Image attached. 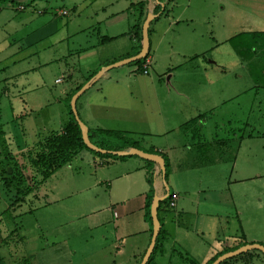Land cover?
<instances>
[{"label":"rangeland","instance_id":"374dc122","mask_svg":"<svg viewBox=\"0 0 264 264\" xmlns=\"http://www.w3.org/2000/svg\"><path fill=\"white\" fill-rule=\"evenodd\" d=\"M109 2L112 0H8L2 5L0 255L4 264H132L128 255L115 258L111 248L113 242L121 247L119 233H115L120 222L139 224L140 221L137 214L127 218L119 213L114 217L113 212H119L116 202L110 209L107 180L113 184L115 198H120L119 191L126 185H116L112 176L126 168L123 162L115 167L109 164L98 168L77 154L37 183L39 177L29 166L26 152L51 130H60L70 117L62 93L64 88H67L65 93L72 90L69 87L83 81L89 69L100 66V71L117 62L108 63L113 45L120 42L98 46L94 51L95 61L88 60V54L83 55L94 47L95 39L100 42V34L104 33L93 11L101 14L100 7ZM19 5L24 8L18 9ZM169 8V18L163 16L158 22L157 36L150 35L152 44L156 37L162 38L157 49L149 53L153 59L147 67L148 74L136 70L138 65L132 62L111 68L78 97L76 110L81 118H86L84 103L96 99L95 102L109 110L104 117L109 124L130 129L141 145L161 144L164 140L176 144L171 153L175 162L172 161L167 185L172 188L175 185L181 194L180 190L186 189L191 191L192 198L199 199L203 194L216 199L221 192L210 190L218 188L224 173L226 177L221 184L238 213V219L220 229L225 248L233 243L236 248L253 242L264 244V34L261 35L264 0H171ZM132 9L129 19L136 17V10ZM61 11L66 14L61 15ZM144 58L140 59L141 63ZM169 69L174 71L170 80ZM130 74L139 76L138 92L128 82ZM116 77L121 82L115 83ZM179 81L186 83L185 88L181 87L185 93L176 96ZM158 107L169 121L175 120L169 123L174 129L165 136L156 135L157 127L150 126H157ZM195 114L201 119L191 126L201 128L204 133L207 157L214 159L220 154L214 149L217 147L213 139L222 137L232 143L230 147L225 145L226 156L238 149L235 163L226 161L188 169L192 159L181 145V130L174 126ZM231 131L235 132V138L230 137ZM190 139L184 140L191 142ZM14 166L23 167V185L31 189L20 193L21 199L5 211L14 196L7 192L1 177ZM151 175L153 186L156 185L154 190L160 193L162 175L158 172L154 175L153 171ZM139 185L148 186L145 181ZM194 217V211L183 215L178 222L180 229L175 232L172 220L176 219L165 225L168 227H164L168 233L166 247L181 244L173 250L169 264H184L176 253L181 247L182 257L186 252L188 259L204 264L217 242L222 243L207 234L196 235ZM148 234L127 240L126 253L137 243L147 242ZM100 243L107 244L106 248L99 249ZM226 260V264H264V255L252 249ZM154 261L168 264L166 260L159 262V258Z\"/></svg>","mask_w":264,"mask_h":264},{"label":"crops","instance_id":"0c3cea01","mask_svg":"<svg viewBox=\"0 0 264 264\" xmlns=\"http://www.w3.org/2000/svg\"><path fill=\"white\" fill-rule=\"evenodd\" d=\"M139 1H145V7H144V12L143 15L139 18L138 17V10L135 9V3L139 2ZM137 2H133L132 0H112V2H109L106 5H102L100 7L101 10V14H99V12L97 11H93L95 17L98 18V20H100V22L103 25V29H104V33L100 34V42L99 40L95 39V45L93 48L86 50L85 53H83V55H87L88 56V60L90 59H94V61L97 59V56L95 54V50L96 48L99 46H101L103 43H110V44H114L115 42H120L119 45H113V52L111 55V58L109 60L108 63H112L114 61H119L121 59H125L127 57H130L131 55L136 54L139 49H140V42H138V37H137V28L140 27L141 30V25L143 20L145 19L146 14L149 12L153 15L152 20L149 23V27H148V40H149V47H148V53L147 56L145 58V60L148 61L147 67L149 64H151V60L153 59V55L149 53H153L157 47L159 46V42L161 40L162 37H156V39L154 40V43L152 44V41L150 39V35L152 36L153 34L156 35V28L158 26V22L160 20L161 17H165V18H169L168 15V11H169V4L171 0H159V2H155V0H139ZM3 6L0 7V10ZM134 9L136 10V15H134L135 18L133 19H129L128 15H129V9ZM132 9V10H133ZM97 21V20H96ZM99 34V31L97 32ZM157 36V35H156ZM45 37V36H44ZM108 38V39H107ZM37 41V40H36ZM123 42L122 46L121 43ZM32 43V42H30ZM117 44V43H116ZM193 56H195V53L192 54ZM145 62V61H144ZM105 65V64H102ZM123 65V64H121ZM118 65V66H121ZM100 66H96L93 69H89V71L87 72L88 74L93 72V71H98ZM116 67V66H115ZM114 68V67H113ZM136 70H140L138 67ZM147 70V68H146ZM108 71V70H105ZM105 71H103L93 82L94 84L96 83V81H98L101 77L104 76ZM87 74V75H88ZM145 75L148 74V70L146 73H144ZM168 74V78L169 80L171 78H173L174 76V71L172 70H168L167 72ZM135 74H130L129 75V84H132L134 89L136 88V91L138 92L139 90V86L136 83L137 80H139V76H137ZM158 76V79H161V77ZM85 80V79H84ZM75 82V84L73 83L72 85L74 86H70L69 89L71 87L72 90L70 91H66L67 88H64L62 91V93L67 96L68 94H70L80 83L84 82ZM114 82L115 83H119L121 82L119 77L114 78ZM91 83L89 85L88 88L92 87L94 84ZM186 83L183 81H179V90L178 93L176 94V96H181L183 93H185L181 87L185 88ZM194 86V85H193ZM87 88V89H88ZM196 90V88L194 89ZM85 91H83L82 93H84ZM78 99V98H77ZM96 100V99H95ZM95 100H88V103H84L83 108L85 110V117L86 118H81L80 112L77 110V113L79 114V118L81 119V121L88 127V129H108V130H116V131H120L121 133H123L124 135H126L127 137H130L131 139H133L136 142V148L143 150L145 152H157L158 154H162L164 155V158L166 160L167 163V172L168 174H171V169H172V161L175 162L174 159H172L171 157V153L173 151V145L176 144H170V140H164L163 142L160 143H147V144H140V140L134 139V137L131 135L133 134V132L128 129V128H124L118 124H109L110 121L106 120L104 117L106 114H108L107 112L109 111L105 106L101 105L100 102H95ZM77 101V100H76ZM158 104V103H157ZM185 106V105H184ZM187 106V105H186ZM101 109V112L99 113V110ZM182 107V111H183ZM158 114L159 117L157 118V126L155 125H150L152 127H157V129L155 128V134L159 135V136H165V134L170 133V131H172L174 128L170 127L169 123L174 122L175 120H173L172 118H170L169 121V117H166L165 115H163V113L160 112L159 107H158ZM200 115L195 114L194 116L190 117L188 120L185 119L183 120L181 123L176 124V126H174L176 129L179 128L181 130V137L183 138V142H182V146L184 147V150L187 152V154L191 157L192 162H190V169L194 168H205L204 165L207 166H211V165H215V164H222L227 162H233L235 163V159L237 156V152L238 149L231 151V153H233L231 156L228 154V156L225 155V146L223 147V143H219V140L222 138H215L213 139V144L215 143V147L216 149V153L219 154L216 158H208L207 157V149L208 147L204 145L203 139H204V133L201 132V128H196L191 126L193 123H196L197 121H200ZM69 120V118H68ZM67 120V121H68ZM193 121L191 124L188 125V127H184V123H186L187 121ZM112 125V126H111ZM150 133V132H149ZM230 137L235 138L236 134L234 131H231L230 133ZM168 136V135H167ZM192 138L190 139L191 142H185L184 139L186 138ZM165 138V137H164ZM143 143V142H142ZM175 143V142H174ZM229 147L232 145L231 142H228ZM222 146V147H221ZM232 148V147H231ZM130 148H127L126 150H128ZM77 154H79V156H82V158L88 159L90 162H93L94 164L98 165V168H106V166H108L109 164H112L113 167L121 164V162H123L122 164H124L126 166V168H124L123 170H120L119 172H116L115 175L112 176L113 179H115V184L116 185H121V186H125V188H121L120 189V193H122V196L120 198H115L114 192L112 191V182H110V180H107L109 182H107L108 184H106L109 188L110 191V195H109V200L108 202H110V209L112 210L115 206L114 204H119V212L117 214V212H113V216L114 217H118L119 213L120 214H124L127 218L129 215H135L137 214L140 218L139 224L136 222L135 224L126 222L125 220L120 222L119 225H117V229L115 230V233H119V242L121 247L119 246V243L117 242H113L111 245V248H114V253L113 256L115 258L124 256V255H128L130 258V261L132 264H139L140 262V258L143 256L149 241H150V237H151V232H152V228H151V223L148 221V218L146 216V202L148 199V194L150 193V189L152 188L153 190V195L156 194L158 196H162L165 194V187L164 184L167 185V179H168V174H167V179L166 181L163 180V186H162V190L159 192H157L156 190V185L153 186V182L152 185L149 184L148 182V174L153 171L154 175L158 173H160L158 166L155 164L154 166H151L150 163H148L149 161L145 160L146 162H140L138 159H136L137 157H135L136 155H123V156H118V155H112L114 157L110 158L107 156H98L95 155L94 153H92L89 150L86 149H81ZM76 154V155H77ZM133 156V157H132ZM126 158H131L128 161H122V160H126ZM140 158V157H139ZM163 158V159H164ZM142 159V158H141ZM144 160V159H143ZM93 164V165H94ZM154 164V163H153ZM106 165V166H105ZM234 166V165H233ZM171 171V172H170ZM161 174V173H160ZM220 174V173H218ZM223 175H221V178H219V182L217 184V187H221L220 189H216L213 190L211 189L210 191L213 192H221L220 194H218L219 197H217L216 199H214L211 196H205L203 194H201L198 198H192L191 196V191L188 190L186 191V189L180 190L183 193L181 194L179 192V190L177 188H175V185L172 187H169L167 185V187L169 188V191L171 193H176L177 197L175 200V207L173 209H168L166 208V206L163 204L161 206V208L159 209L158 212V217L160 218V221L162 222L163 228L165 227V225L167 226L169 223H171V219L174 218L176 220H172V223L175 225L174 227V232L176 231V229H180V226L178 225V222L180 220V218L183 215H187V214H191V211H194L195 213V217H194V222H193V226H194V233L197 234H207L209 236H211V238H214L215 241L220 240L221 242L223 241L220 235V229H222V227L224 225H228L230 223V221L236 220L238 219V216L236 213V205L234 203V201L232 200L231 196L227 197V191L225 189V187H223L224 185L221 184L224 181V177H226V175H224V173H221ZM153 179V178H152ZM141 182H146L148 184V186L144 187L142 185H139V183ZM226 181V180H225ZM209 182V181H207ZM189 184V180L186 181L185 185L188 186ZM133 185V186H132ZM139 185V186H138ZM138 186V187H137ZM137 187V188H136ZM216 187V186H214ZM223 187V188H222ZM209 188V186H208ZM197 192V190H196ZM198 193V192H197ZM200 194V192H199ZM196 194V195H199ZM230 194V193H229ZM116 202V203H114ZM114 203V204H113ZM191 209V211H189ZM171 211V212H169ZM169 216V218H168ZM187 217V216H186ZM138 218V220H139ZM149 223V224H148ZM177 223V224H176ZM140 226V227H139ZM182 227L184 228V225H182ZM168 227H165V229ZM165 231V230H164ZM149 233V238L147 242H143V243H137V245H135V247H133L132 249L130 248L128 251H130L129 253H126V249L125 248V244L127 243V240H129L130 238L134 237V236H139L141 233ZM165 236H163V248L162 251L160 250V248L158 249L157 253L154 255V260L155 258H159V262H164V260L167 261V263H171V261L173 260V250H176L175 247L177 248V246L179 245H172V247L170 249H168L167 246V242H168V233L164 232ZM176 238V237H175ZM176 241V240H175ZM181 245V244H180ZM180 245L178 246L180 248ZM107 244L105 243H100L98 244L99 249H104L106 248ZM235 244H231L228 245V248H232L234 247ZM226 245L223 244V242L221 244H217L215 245V247L213 248V250L208 254V259L210 257H212L213 255H215L218 252H221L225 249ZM178 249V248H177ZM182 247L180 249V251H176L177 253V258L179 260H183L182 262H184V257H182L179 253L182 252ZM170 251V252H169ZM185 251H187L185 249ZM187 255L186 252H183ZM161 258L162 261H161ZM115 262V261H114ZM14 263V262H13ZM154 263L156 264V262L154 261ZM118 264H122V262H119Z\"/></svg>","mask_w":264,"mask_h":264},{"label":"trees","instance_id":"16d2710c","mask_svg":"<svg viewBox=\"0 0 264 264\" xmlns=\"http://www.w3.org/2000/svg\"><path fill=\"white\" fill-rule=\"evenodd\" d=\"M8 0H0V7L5 4ZM12 3L11 1H9ZM144 7H145V1H139L135 3V9L138 10V17L140 18L143 15L144 12ZM137 39L138 42L141 43V30L140 27L137 28ZM259 33V32H258ZM264 33H261L263 35ZM260 35V33H259ZM108 39V38H107ZM263 42V40H262ZM262 44V43H261ZM147 56V55H146ZM145 56V58H146ZM145 58L143 62L141 63V60H137L132 62L133 64H137L138 68L141 70L142 65L144 64ZM141 63V65H139ZM97 71H93L89 73L84 82L80 83L70 94L66 96V101H67V109L68 113L70 115L69 120L60 128V130H51L48 132L43 138L38 139L34 145L31 148L27 149V162L33 172H35V176L38 175L39 180L37 183L43 181L46 179L48 176H50L56 169L61 167L62 165L66 164L71 160L72 157H74L81 149H86L94 153L95 155L98 156H107L110 157L112 154L109 153H98L95 152L89 148L86 147V145L82 141L81 137V130L74 120V117L72 115V112L70 110V105L69 101L73 93H75L85 82H87L90 78H92ZM194 122L192 121H187L184 123V127H188L189 124ZM88 138L89 140L96 146L106 149V150H112V151H120V150H126L127 148H132V147H137L136 142L131 139L130 137H127L120 131L116 130H108V129H88ZM241 138V136L239 137ZM228 139H223L221 138L219 140V143H223V146H229L228 144ZM112 144V145H111ZM228 144V145H227ZM222 147V146H221ZM152 153H157V152H152ZM158 154V153H157ZM163 158L164 155L160 154ZM165 162V174H164V180L166 181L167 179V163L164 158ZM150 163V162H148ZM151 164V163H150ZM23 167H18L14 169L9 170V172H3L4 175H2L3 182L6 185V190L7 192H12L13 194V199L7 204V207L5 211H9L10 209L13 208V205H15V202L19 199H21L20 193L25 194L27 191L31 189V186L25 187L24 184V175L21 172V169ZM7 174V175H6ZM32 176V181L34 180V177ZM34 182V181H33ZM148 182L150 185H152V175L149 173L148 174ZM35 186V184H34ZM150 193L148 194V199L146 202V216L148 220L151 223V218H150V213H149V207H150V202L153 196V190L152 188L149 191ZM172 193L169 191L167 197L162 200L157 207V217H158V212L161 206L164 204H167V199L170 197ZM159 222H160V230L158 232V235L156 237V241L153 247V250L146 262V264H155L154 263V255L157 253L158 249L162 251V246L164 244L163 236H164V228L162 225V222L160 221V218L158 217ZM264 246L263 243H260ZM237 246L230 248H225L223 251L216 253L212 257L208 259L207 262L204 264H210L218 255L222 254L223 252L233 250ZM185 254V253H184ZM142 257L140 258L141 261ZM4 257L0 255V264H4ZM227 260H224L220 262L219 264H226ZM16 264V263H13ZM184 264H200L195 260L188 259L187 255L185 254L184 257Z\"/></svg>","mask_w":264,"mask_h":264},{"label":"water","instance_id":"95a60500","mask_svg":"<svg viewBox=\"0 0 264 264\" xmlns=\"http://www.w3.org/2000/svg\"><path fill=\"white\" fill-rule=\"evenodd\" d=\"M152 18H153V15L148 12L145 16V19L142 22V25H141V44H140L139 51L130 57H127L125 59H121L115 63L109 64V65L103 67L92 78H90L87 82H85L75 93L72 94L70 101H69V105H70V110L72 112L74 120L76 121V123L78 124V126L81 130L82 141L86 145L87 148H89L95 152L102 153V154L109 153V154L118 155V156L136 155V156H138L144 160H147L149 162L156 164L158 166V169H159V171L162 175V178L164 180L165 162H164V159L161 155H159L157 153L145 152V151L140 150L136 147H132L128 150L112 151V150L102 149V148L94 145L88 138V127L81 121V119L78 116L77 110H76L77 98L82 94L83 91H85L89 87V85L91 83H93L95 81V79L103 71L109 70V69H111L115 66L121 65V64L130 63V62L140 60L147 55L148 47H149L148 27H149V23L152 20ZM164 187H165V194L162 196H158V195L154 194L152 196V199L150 202L149 213H150V218H151V223H152V232H151L149 244H148L139 264H146L150 254L153 250V247H154V244L156 241V237H157L158 232L160 230V222H159V219L157 217V207H158V204L162 200H164L169 193V188L167 187V185L164 184ZM252 249H256L264 255V246L258 242H253V243H247V244L241 245L240 247L235 248L233 250L223 252L222 254L218 255L210 264H219L220 262H222V261H224L230 257L236 256L238 254H241L243 252H246V251L252 250Z\"/></svg>","mask_w":264,"mask_h":264},{"label":"built area","instance_id":"2783aa9c","mask_svg":"<svg viewBox=\"0 0 264 264\" xmlns=\"http://www.w3.org/2000/svg\"><path fill=\"white\" fill-rule=\"evenodd\" d=\"M17 8H18V9H23L24 7L21 6V5H19ZM60 13H61V15L66 14L65 11H61ZM147 64H148V61L145 60L144 64L142 65V69H141V71H142L143 73H146V72H147V70H146V68H147ZM58 81H59V80H58ZM175 200H176V195H175L174 193H172V194L170 195V197L167 199V204H166V206H167L169 209H173V208L175 207V204H176V203H175Z\"/></svg>","mask_w":264,"mask_h":264}]
</instances>
